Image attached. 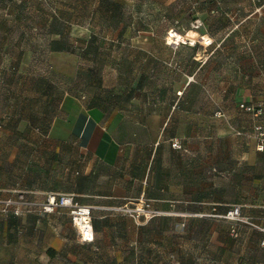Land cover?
<instances>
[{"label": "crops", "instance_id": "1", "mask_svg": "<svg viewBox=\"0 0 264 264\" xmlns=\"http://www.w3.org/2000/svg\"><path fill=\"white\" fill-rule=\"evenodd\" d=\"M192 1L206 25L221 10L206 14L202 0ZM221 14L229 18V40L173 47L138 33L112 41L128 55L98 76L91 71L81 90L56 94L48 76L21 66L9 73L0 64L7 70L0 71V198L22 193L43 204L49 194L73 195L92 207L93 227L92 241L80 242L63 210L8 215L0 235L9 248L17 242L18 254L6 264H264V233L241 226L233 237L218 217L238 205L264 229V178L253 172L264 156L253 138L264 107L244 82L262 72L243 67L261 60L241 51L249 48L244 37L264 43V0H229ZM56 36L50 56L70 53ZM61 37L67 50L53 51ZM225 64L233 68L226 75ZM174 139L180 149L171 147ZM142 202L154 213L149 219L117 210Z\"/></svg>", "mask_w": 264, "mask_h": 264}, {"label": "rangeland", "instance_id": "2", "mask_svg": "<svg viewBox=\"0 0 264 264\" xmlns=\"http://www.w3.org/2000/svg\"><path fill=\"white\" fill-rule=\"evenodd\" d=\"M164 2L165 0H0V64L8 72H16L21 66L22 70L48 76L55 85V93L60 94L66 90H81L91 71V74L98 76L99 69L103 66L126 57L130 49L114 44V40L126 43L138 33L141 36L150 34L155 39L164 38L168 27L201 45L206 44L204 38L229 40V18L221 14L229 8V0H202L206 14L212 8L223 9L216 16L208 15L205 18L207 25L195 14L194 1L178 0L172 6H163ZM175 17L178 18L177 24L173 23ZM196 21L199 27L193 29L192 25H196ZM148 25H153L152 31L146 27ZM59 33L71 46L68 48L70 53L51 57L49 45L52 40L58 39L56 34ZM236 38L239 42L240 37ZM248 39L247 42L244 37L243 40L246 41L242 44H249V48L241 51L256 53L261 63L250 60L252 63L244 64L243 67L254 74L262 72V75L244 82L250 85L255 94L259 92L260 103L264 107V43H251V37ZM20 62L23 64L20 65ZM221 69L226 75L233 68L225 64ZM107 74V83L111 85L113 74ZM4 84L0 77V107L5 106ZM254 171L264 178V156L255 161ZM261 185L264 184L260 183ZM12 195L0 198V226L15 206L9 204L10 207H7L6 202L18 203L21 197L26 200L22 193ZM33 213L24 212L15 216ZM12 231L17 235L18 229ZM8 246L0 235V264H6L5 257L9 255L10 259H17V242H13L11 248Z\"/></svg>", "mask_w": 264, "mask_h": 264}, {"label": "built area", "instance_id": "3", "mask_svg": "<svg viewBox=\"0 0 264 264\" xmlns=\"http://www.w3.org/2000/svg\"><path fill=\"white\" fill-rule=\"evenodd\" d=\"M199 27L198 21L196 25H192L193 29ZM165 43L169 46L177 47L178 45H194L195 42L182 37L174 29L167 32L164 37ZM203 41V40H202ZM242 109L247 112L261 114L260 110H255L251 106L240 105ZM255 110V111H254ZM253 138L255 140V149L257 152L264 153V125H257L253 129ZM171 147L173 149H180V143L174 139L171 141ZM21 197V196H20ZM7 207L15 205L9 212L14 215H19L24 212H42L44 214H51L57 210L65 211L70 219L72 227L75 229L80 242H89L93 239V227H92V207L79 204L73 197L68 194H49L46 201L43 204H37L33 201H28L21 197L17 202H6ZM124 215L137 220L140 217L149 219L154 213L150 211V205L148 202H142L139 206L134 205L132 207H121L117 209ZM215 217V216H214ZM225 220L230 225V233L233 237L237 236V231L241 226H247L249 228L256 229L264 233V229H259L249 218L243 217L241 214V207L238 205L231 206L225 214L218 216ZM261 246H264V241L261 242Z\"/></svg>", "mask_w": 264, "mask_h": 264}, {"label": "trees", "instance_id": "4", "mask_svg": "<svg viewBox=\"0 0 264 264\" xmlns=\"http://www.w3.org/2000/svg\"><path fill=\"white\" fill-rule=\"evenodd\" d=\"M63 39H62V37L60 38V40L59 41H57V42H53L52 43V47H51V49L53 50V51H57V52H61V51H65V50H67L66 48H65V46L63 45L64 44V41H62ZM226 213V212H225ZM224 213V214H225ZM10 215L11 216H13V217H16L13 213H10ZM2 231V225L0 226V232Z\"/></svg>", "mask_w": 264, "mask_h": 264}, {"label": "bare ground", "instance_id": "5", "mask_svg": "<svg viewBox=\"0 0 264 264\" xmlns=\"http://www.w3.org/2000/svg\"><path fill=\"white\" fill-rule=\"evenodd\" d=\"M204 40H205L206 43L209 41L207 38L206 39L204 38Z\"/></svg>", "mask_w": 264, "mask_h": 264}]
</instances>
